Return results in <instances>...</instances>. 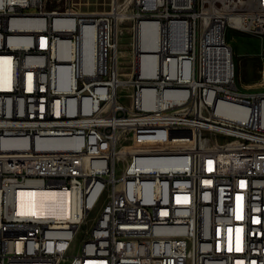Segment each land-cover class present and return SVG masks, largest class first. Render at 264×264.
I'll return each mask as SVG.
<instances>
[{
    "label": "built area",
    "instance_id": "2783aa9c",
    "mask_svg": "<svg viewBox=\"0 0 264 264\" xmlns=\"http://www.w3.org/2000/svg\"><path fill=\"white\" fill-rule=\"evenodd\" d=\"M231 29L264 36V0H0V264H264V93L236 87ZM100 183L119 204L79 240ZM26 189L83 212L23 211Z\"/></svg>",
    "mask_w": 264,
    "mask_h": 264
},
{
    "label": "rangeland",
    "instance_id": "374dc122",
    "mask_svg": "<svg viewBox=\"0 0 264 264\" xmlns=\"http://www.w3.org/2000/svg\"><path fill=\"white\" fill-rule=\"evenodd\" d=\"M74 3L82 13H95L110 10L112 0H74ZM226 41L234 55L236 87L244 93H264V36L231 29L227 33ZM129 44L130 33L125 29L121 44V64L126 69L124 74L132 68ZM124 92L121 91L122 96L125 95ZM100 209L101 202L87 215L78 236L79 240L89 233Z\"/></svg>",
    "mask_w": 264,
    "mask_h": 264
},
{
    "label": "bare ground",
    "instance_id": "6f19581e",
    "mask_svg": "<svg viewBox=\"0 0 264 264\" xmlns=\"http://www.w3.org/2000/svg\"><path fill=\"white\" fill-rule=\"evenodd\" d=\"M20 4H25L28 0H13ZM143 18V7L132 6L130 21H140ZM147 49L155 50L153 39L150 38L145 45ZM131 57V67L133 68V56ZM119 115L123 119H133V111L130 106H121ZM108 117H115V107H108ZM119 135H126V128H119ZM134 139L126 140V147H133ZM123 169L135 171L138 166V156L136 153H124L122 155ZM98 200L101 206H114L119 204V196H114L113 187L109 183H100L98 190ZM20 209L33 214L55 215L62 219L71 218L73 211L77 215L83 212L82 196L80 193L58 192L54 190H23L20 196ZM81 227H77V234H80Z\"/></svg>",
    "mask_w": 264,
    "mask_h": 264
}]
</instances>
